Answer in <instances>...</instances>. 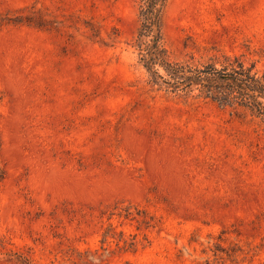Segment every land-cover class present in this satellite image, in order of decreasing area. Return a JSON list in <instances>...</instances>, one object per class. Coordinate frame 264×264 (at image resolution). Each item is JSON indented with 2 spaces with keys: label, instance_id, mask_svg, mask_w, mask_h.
<instances>
[{
  "label": "rangeland",
  "instance_id": "obj_1",
  "mask_svg": "<svg viewBox=\"0 0 264 264\" xmlns=\"http://www.w3.org/2000/svg\"><path fill=\"white\" fill-rule=\"evenodd\" d=\"M140 28L139 0H0V264H264V125L152 86ZM162 36L263 67L264 0H169Z\"/></svg>",
  "mask_w": 264,
  "mask_h": 264
},
{
  "label": "trees",
  "instance_id": "obj_2",
  "mask_svg": "<svg viewBox=\"0 0 264 264\" xmlns=\"http://www.w3.org/2000/svg\"><path fill=\"white\" fill-rule=\"evenodd\" d=\"M168 1L139 0L141 28L137 48L140 62L150 75L149 83L172 94L190 96L197 91V98L248 112L264 125V66L259 67V60L247 61L245 55H215L210 62L198 64L173 60L162 36Z\"/></svg>",
  "mask_w": 264,
  "mask_h": 264
}]
</instances>
